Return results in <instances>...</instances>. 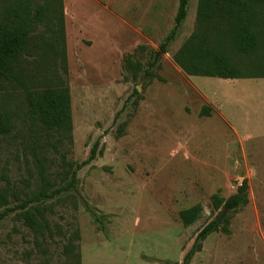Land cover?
<instances>
[{"label": "rangeland", "instance_id": "1", "mask_svg": "<svg viewBox=\"0 0 264 264\" xmlns=\"http://www.w3.org/2000/svg\"><path fill=\"white\" fill-rule=\"evenodd\" d=\"M17 3L0 0V23ZM197 7L192 0L168 53L155 64L179 0H63L72 140L29 120L24 84L0 81V114L13 122L0 136V195H6L0 213L9 211L0 221V264H64L66 237L76 229L82 264H183L199 232L221 216L212 196L228 199L244 179L249 204L227 212L230 233L210 235L190 264H264V137L243 142L250 132L244 112L258 118L264 111V79L227 81L182 71L174 56L194 33ZM259 13L263 37L264 8ZM32 30L35 42L47 40L45 27ZM38 54L24 55L26 86L35 76L44 83L37 69L54 74ZM128 56L154 77L126 71ZM231 58L244 67L260 63L255 56ZM58 73L64 75L61 67ZM206 97L222 102L226 118H239L241 142L218 113L212 115ZM98 140L102 154L78 172L77 186L47 201L53 238L35 236L20 217L21 204L44 188L66 187L69 165L86 161ZM198 204L200 218L184 227L180 212Z\"/></svg>", "mask_w": 264, "mask_h": 264}, {"label": "trees", "instance_id": "2", "mask_svg": "<svg viewBox=\"0 0 264 264\" xmlns=\"http://www.w3.org/2000/svg\"><path fill=\"white\" fill-rule=\"evenodd\" d=\"M39 1L19 0V3L5 10L0 23V81L24 84L29 120L43 131H58L61 138L72 140V108L67 79L63 0H42V4ZM191 1L179 0L175 26L155 52V64L164 54L168 53L169 45L175 40L180 27L187 18ZM262 8H264V0H198L194 33L175 54V63L190 77L223 80L264 78V36L262 37L258 31L262 26L259 13ZM35 25L46 28L47 40L43 44H38L32 38V27ZM36 50L40 51L38 54L40 59L37 61L43 63L46 59L49 70L54 74L49 76L37 69V74L44 78L42 79L44 83H41L38 76H35V78L28 79L30 85L26 86V81L23 79L26 77L25 69L21 67V63L24 55L27 53L34 55ZM139 50H145V47H140ZM231 54H235L239 59L255 56L260 58V63L253 62L249 67L239 66L238 63L232 61ZM154 63L149 67H153ZM58 67L62 68L63 76L56 74ZM125 70L137 75L144 69L140 63L133 61V56H128L125 59ZM143 72L147 77H154L149 68ZM205 110V115L209 116L210 109L206 107ZM12 128L13 122L10 114H0V136L9 134ZM101 154L100 140H98L86 161L69 165L72 177L66 187L52 193L44 188L33 193L21 204L20 217L24 225L35 236L43 240L47 235L53 238V230L46 217L47 211L51 209L50 205H46L47 201L75 188L78 184V172L94 162ZM248 191L249 183L247 179H244L236 193L228 199L221 197L220 194L213 195V207L217 211L235 213L249 204ZM0 198L6 200V195L1 194ZM202 213L203 207L198 204L181 211L179 217L183 226L188 228L197 222ZM8 214V210L0 213V221ZM229 228V217L223 221L222 225H219L216 220L210 222L199 232L183 264H190L195 254L202 251L203 242L210 235L216 232L229 234ZM57 232H60V229ZM80 240L81 235L78 229L66 237L67 242L62 250L65 258L64 264H82Z\"/></svg>", "mask_w": 264, "mask_h": 264}, {"label": "crops", "instance_id": "3", "mask_svg": "<svg viewBox=\"0 0 264 264\" xmlns=\"http://www.w3.org/2000/svg\"><path fill=\"white\" fill-rule=\"evenodd\" d=\"M256 79L257 80H260V79H264V78H256ZM239 80H242V81H250V80H255V79H238V80H227V81H239ZM207 100H208V102H210V104H211L210 106L214 110L213 113H212V115L215 114V113H218L219 116H220V118L222 119V121L223 122H226L227 125H229V128L235 133V135L237 137V140L238 141L240 140V142H241L242 141V138H241V136L239 134V118H238V120H236V118L234 120L226 118L223 115V112H222V109H221V103L222 102L217 101L216 99L213 100L210 97L207 98ZM243 120H244L245 126H246L245 129H247L248 131H250L246 135V137H245L246 139H244L243 142H245V143H251L255 139L262 138V136L264 137V133L263 134H259L258 133L259 131H264V111L259 114V117L258 118H255V117L252 118L251 117V113H248V112L245 111L244 112V119ZM249 138H251V139H249ZM235 150L237 152H239V147L238 146L237 147L235 146ZM244 152H246L245 149H244ZM234 161H235V163H238L239 164V160L238 159H236Z\"/></svg>", "mask_w": 264, "mask_h": 264}, {"label": "water", "instance_id": "4", "mask_svg": "<svg viewBox=\"0 0 264 264\" xmlns=\"http://www.w3.org/2000/svg\"><path fill=\"white\" fill-rule=\"evenodd\" d=\"M226 215H227V211H223V213L221 214V216H220L218 219H216V222H217L219 225H221L222 222H223V220H224V218L226 217Z\"/></svg>", "mask_w": 264, "mask_h": 264}]
</instances>
